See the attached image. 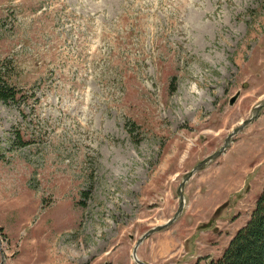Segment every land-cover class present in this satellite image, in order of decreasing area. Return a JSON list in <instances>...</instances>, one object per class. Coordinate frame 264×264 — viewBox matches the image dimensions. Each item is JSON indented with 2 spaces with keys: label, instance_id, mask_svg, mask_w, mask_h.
I'll return each mask as SVG.
<instances>
[{
  "label": "rangeland",
  "instance_id": "rangeland-1",
  "mask_svg": "<svg viewBox=\"0 0 264 264\" xmlns=\"http://www.w3.org/2000/svg\"><path fill=\"white\" fill-rule=\"evenodd\" d=\"M2 83L0 264H137L264 97V0H0ZM258 114L141 261L221 256L264 188Z\"/></svg>",
  "mask_w": 264,
  "mask_h": 264
},
{
  "label": "trees",
  "instance_id": "trees-1",
  "mask_svg": "<svg viewBox=\"0 0 264 264\" xmlns=\"http://www.w3.org/2000/svg\"><path fill=\"white\" fill-rule=\"evenodd\" d=\"M12 88L0 85V98L11 97ZM245 225L229 240L221 257L210 264H264V188Z\"/></svg>",
  "mask_w": 264,
  "mask_h": 264
},
{
  "label": "water",
  "instance_id": "water-1",
  "mask_svg": "<svg viewBox=\"0 0 264 264\" xmlns=\"http://www.w3.org/2000/svg\"><path fill=\"white\" fill-rule=\"evenodd\" d=\"M237 94H239V90H237L235 93L232 94L231 97H229L228 102L230 104L233 103V100L235 99V97L237 96ZM264 106V98L261 100V102H259V104H257L256 106L253 107V109L251 110V116L249 118H246V120H243L240 124L238 123L237 125L234 126L233 130L226 134L225 137L223 138V143L221 144L220 147H218L215 151H212L211 153H209V156H207L206 158H204L203 160H198L196 162V164L192 167L191 171H186L185 173H183L182 179L180 181L179 186L176 188V193L179 196V200H178V204L176 207V212L173 213L172 217L169 218V220H167L166 223L160 224L158 226L155 227H149L140 237H138L137 240H135L134 245H133V252H132V258L136 259L135 257V253H136V246L138 243H140L141 241H143V239L146 237V235L148 234V232L150 231H156L158 229H160V227L163 226H168V224L172 223L173 218L182 212V205H183V200H184V196H182V188L184 187V181L188 178V176H190L191 174H193L197 169L202 168L207 162H209V160L216 158L218 156V154H220L222 152V149L225 146L229 145V139L232 135H234L235 132H238L239 130H242V127L246 124L247 121H249L250 119H253L257 114L256 112L258 111V109ZM136 261H138L139 263L143 264L142 262H140L139 260L136 259Z\"/></svg>",
  "mask_w": 264,
  "mask_h": 264
},
{
  "label": "bare ground",
  "instance_id": "bare-ground-1",
  "mask_svg": "<svg viewBox=\"0 0 264 264\" xmlns=\"http://www.w3.org/2000/svg\"><path fill=\"white\" fill-rule=\"evenodd\" d=\"M237 95H238V94H237ZM236 97H237V96H236ZM223 152H224V151H223ZM223 152H222V153H223ZM187 179H188V178H187ZM179 199H180V198H179ZM175 218H176V217H174L173 220H174ZM173 220H172V221H173ZM170 224H171V223H170ZM170 224H168V225H170ZM160 229H161V227H160ZM160 229H158V230H160ZM158 230H156V231H158ZM150 232H152V231H150ZM150 232H148V233H150ZM153 232H155V231H153ZM135 257H136L137 260H139V261L142 262L143 264H147V263L141 261V260L137 257L136 254H135ZM136 259H134V261H135L134 263L141 264V263H139L138 261H136Z\"/></svg>",
  "mask_w": 264,
  "mask_h": 264
}]
</instances>
